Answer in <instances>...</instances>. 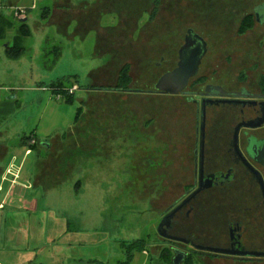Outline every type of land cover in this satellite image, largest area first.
Segmentation results:
<instances>
[{"label": "rangeland", "instance_id": "374dc122", "mask_svg": "<svg viewBox=\"0 0 264 264\" xmlns=\"http://www.w3.org/2000/svg\"><path fill=\"white\" fill-rule=\"evenodd\" d=\"M11 1L0 51L21 20L31 34L18 60L0 56V100L13 106L0 118V202L19 166L12 203L0 206V263L123 264L136 240L144 249L130 264H171L156 227L191 180L192 109L179 96L90 89L117 88L125 70L128 90H152L188 29L207 45L192 86L247 74L253 87L264 64L254 65L259 32L245 19L264 0ZM58 81L71 102L51 92ZM67 238L74 250L58 256Z\"/></svg>", "mask_w": 264, "mask_h": 264}, {"label": "flooded vegetation", "instance_id": "af4514ba", "mask_svg": "<svg viewBox=\"0 0 264 264\" xmlns=\"http://www.w3.org/2000/svg\"><path fill=\"white\" fill-rule=\"evenodd\" d=\"M245 21L258 27L254 65L264 64V3L255 5ZM204 43L197 74L176 96L192 109L193 140L185 151L191 180L179 198L161 209L156 234L169 244L170 252L178 251L185 259L195 254L198 264H264V257L258 256L264 254V192L247 167L264 181V121L255 128L247 126L264 120V72L253 87L248 86L247 74L229 82L192 86L207 53ZM149 91L155 92L154 85Z\"/></svg>", "mask_w": 264, "mask_h": 264}, {"label": "water", "instance_id": "95a60500", "mask_svg": "<svg viewBox=\"0 0 264 264\" xmlns=\"http://www.w3.org/2000/svg\"><path fill=\"white\" fill-rule=\"evenodd\" d=\"M21 22H25V20H21ZM185 44L178 50V63L177 67L170 72H167L159 77V79L154 84L155 92L148 91L144 92L138 90H130L129 92H142V93H155L169 96H177L182 94L183 90L186 88L188 81L190 78H193L197 74L198 65L202 56L205 53V43L204 41L198 37L194 32L188 30L186 32L184 38ZM196 49L197 53H194L193 49ZM261 120L259 123L255 125H247L250 128H255L261 125ZM248 169L252 171L255 177L258 179V182L261 186L262 192H264V181L260 174L254 170L251 166L247 164ZM161 228V225H160ZM157 233L160 237H164L163 234L157 230ZM173 241L187 243L180 239H174ZM208 251L216 254H227L229 252L215 249H208ZM174 257L172 258V264H182L185 259V255L174 251ZM239 256H245L247 254H237ZM258 256L264 257V254H259Z\"/></svg>", "mask_w": 264, "mask_h": 264}, {"label": "crops", "instance_id": "0c3cea01", "mask_svg": "<svg viewBox=\"0 0 264 264\" xmlns=\"http://www.w3.org/2000/svg\"><path fill=\"white\" fill-rule=\"evenodd\" d=\"M10 4L16 5L11 0H0V42L4 41L5 38H6V35L7 34H11L10 33L11 32V29H13L12 22L9 19L10 17H8V16L12 15V13L9 12V10H10V7L9 6H12ZM17 7H19V6L17 5ZM5 9H8V13H6ZM16 31H17V29H16ZM16 31H14V32H16ZM14 40H15V36L12 37V42ZM8 43H10V42H8ZM6 44H5V46H6ZM5 46L3 48H5ZM2 53L4 55V49H3V52L0 51V56L2 55ZM4 57H5V55H4ZM122 93H124V92H122ZM125 93H129V92H125ZM119 96H122V95H119ZM165 98L172 99V97H167V96ZM12 107H13L12 104H9V103H6V102H3V101L0 100V118L3 117V116H8L9 113L11 112ZM29 151L30 150H26L25 154H28L27 152H29ZM9 171H10V167H7L3 171L2 175H1V182L4 181L5 174H7ZM18 171H19V166H18V168L13 173L12 180L10 181V185H9L8 189L6 190V192H5L3 199L0 202V206L6 205L7 203H10V204L12 203V200H11V197L12 196H11V194L13 193V191L18 186V184H16V181H17L16 178L18 176ZM11 173L12 172L10 171V174ZM19 189L25 190V186L23 185V187H20ZM1 192H2V188H1V183H0V195H1ZM18 200H22L21 197H19ZM22 202L24 203V206H26V207L30 206V204L27 203V202H24V200ZM64 241H65L64 242L65 245H58L56 247V251L58 252L57 253L58 256H59V254L61 252H63L62 250H64V249H67V250L71 251V249L74 248V246H71V245L72 244H74V245L76 244V241H74V239H68L67 238ZM83 255L84 254H82V253L81 254H77L74 257V260H78V261H84V260H86V259H84ZM70 258H72V256H70ZM88 258H90L88 260H89V262L91 264H103L101 261H99L97 259V257L91 256V257H88ZM27 260H29V259H27Z\"/></svg>", "mask_w": 264, "mask_h": 264}, {"label": "trees", "instance_id": "16d2710c", "mask_svg": "<svg viewBox=\"0 0 264 264\" xmlns=\"http://www.w3.org/2000/svg\"><path fill=\"white\" fill-rule=\"evenodd\" d=\"M30 30L28 29L27 25L25 24V22H19L18 24V28H17V33L15 35V40L10 44L7 43L5 48H4V55L6 57V59L11 60V61H15L18 60L20 58V56L24 53V47L22 46L23 40L28 38L30 36ZM56 49V48H54ZM59 50V48H57ZM120 83L118 84L117 88L114 89H90V90H96V91H113V92H129L130 89L128 90L125 86L129 83L130 79L128 77V75H126L125 70L122 71L121 75H120V79H119ZM51 88V92H53V94H62L63 98H65L66 102H71L72 97H70V95L66 94V90H67V86L62 85V83L60 81H58L57 83L51 84L49 86ZM132 90V89H131ZM133 244V245H132ZM134 244H136V246H134ZM131 247L132 248H127L126 253H127V260H125L123 262V264H130V262L132 261V256H131V250H136V251H143L144 249V244L142 242H137L136 240L131 242ZM187 259L184 260V262H187ZM183 262V263H184ZM171 264H172V260H171Z\"/></svg>", "mask_w": 264, "mask_h": 264}, {"label": "built area", "instance_id": "2783aa9c", "mask_svg": "<svg viewBox=\"0 0 264 264\" xmlns=\"http://www.w3.org/2000/svg\"><path fill=\"white\" fill-rule=\"evenodd\" d=\"M21 13H23V12L21 11ZM16 16H17V14H16ZM71 92H72V90H69V89L66 90V94H67V95L71 94ZM55 95L57 96V97H56L57 99L60 98V97H61V98L63 97L62 94H55ZM27 153H28V152H27Z\"/></svg>", "mask_w": 264, "mask_h": 264}]
</instances>
